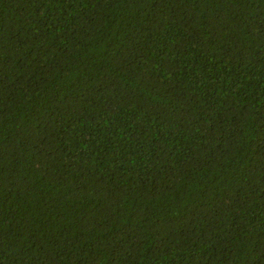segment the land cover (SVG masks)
Returning a JSON list of instances; mask_svg holds the SVG:
<instances>
[{"label": "trees", "instance_id": "trees-1", "mask_svg": "<svg viewBox=\"0 0 264 264\" xmlns=\"http://www.w3.org/2000/svg\"><path fill=\"white\" fill-rule=\"evenodd\" d=\"M0 264H264V0H0Z\"/></svg>", "mask_w": 264, "mask_h": 264}]
</instances>
